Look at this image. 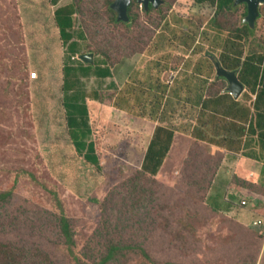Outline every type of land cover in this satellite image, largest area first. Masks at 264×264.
Masks as SVG:
<instances>
[{"label":"rangeland","instance_id":"1","mask_svg":"<svg viewBox=\"0 0 264 264\" xmlns=\"http://www.w3.org/2000/svg\"><path fill=\"white\" fill-rule=\"evenodd\" d=\"M179 1L168 0L160 7L167 11L165 17L157 12L148 16L135 7L138 18L133 23L115 25L106 0H83L79 18L86 40L76 38L78 54L72 55L71 43L59 36L63 49H55V38H49L48 49L35 51L39 56L30 58L31 68L26 67L23 76L38 73L37 92L52 110L41 111L43 103L37 102L34 111L23 110L19 117H8V108L0 111V194L11 192L0 200V218L8 237L29 222L24 230H36L35 242H61L52 227L55 222L59 226L58 217L64 214L76 229L73 250L80 259H99L96 245L107 239L147 245L153 257L130 249L115 264H264V237L248 225L255 217L264 222L259 211L264 196L240 182L228 188L236 171L241 177L246 173L243 163L226 153L228 171L220 170L213 185L223 193L226 210H212L202 194L212 177L210 166L221 163L224 152L209 153L193 140L205 129L203 121L211 118L208 107L213 101H223L228 122L251 123L261 91L254 76L250 83L249 74L241 79L246 90L235 97L227 91V80L218 77L213 58L224 68L239 63L240 74L253 52V62L264 67V5L263 17L247 37L239 32L246 24L245 3ZM156 28L162 30L155 36ZM82 52L95 55L90 71L80 70ZM6 58L0 49V80L18 73L9 62L12 74H6ZM108 62L115 72L103 78L98 69ZM67 63L78 71L69 73ZM6 83L0 81V95ZM68 98L79 106L76 112L69 111ZM260 106L264 98L258 110ZM73 115L80 126L69 125ZM171 132L175 134L164 169L155 176L140 170L154 168L147 156L158 134L159 154L167 153ZM200 155L206 161L203 172L202 160L196 159ZM259 176L264 177V170ZM69 252L55 250L52 261L69 264L75 258Z\"/></svg>","mask_w":264,"mask_h":264},{"label":"crops","instance_id":"2","mask_svg":"<svg viewBox=\"0 0 264 264\" xmlns=\"http://www.w3.org/2000/svg\"><path fill=\"white\" fill-rule=\"evenodd\" d=\"M74 1L75 0H0V49H3V52L7 53V58L3 61V68L6 69L7 75H11L12 73L9 71L11 70V65H9V62H13L12 65L15 70L18 71V73H15V76L13 73L10 78H3L0 80L7 81L6 87L1 90L3 94L0 95V103L7 104L3 107L1 106L0 111H4L5 108H8L10 110V113L7 115L8 117H19L20 112L23 110L34 111L37 102L43 103L41 111L47 112L52 110L51 104H45L46 97H41L42 94L37 92L36 87L39 86L38 78L30 80L28 79V74H26V76L20 75H25L24 71L26 67L31 68L32 62L30 58L35 57V51H37V49H40V51L37 52L41 54V49L45 50L49 48L47 44L49 38H55L57 42L55 49H63L64 44L62 43V46H59L57 36H59L60 39H64L65 43L70 42L71 44L72 40L69 41L67 39L70 38L73 33H79L78 36L74 35L76 38L83 37L84 32L79 15L74 14L70 16L68 13L59 11L63 7L72 5ZM179 2L181 3V0ZM219 4L220 2H218V5ZM70 19L74 22V27H77L74 28L77 29V31L69 27ZM76 38L74 39L76 40ZM19 59L23 62V72L19 71L21 68L18 66ZM67 65L68 63L66 66ZM220 95H224V93ZM50 97H52V94ZM234 101L236 102L238 100ZM213 105L215 107L214 110L212 109ZM213 105L208 107L209 112L212 114L211 118L207 119L205 123L203 121V125H205V129L203 128V138L201 139L199 137L200 133H198L193 140L194 142H203V145L210 150V153H212L211 149L224 152L222 162L217 165L211 191L208 193V200L210 202H218L223 206V202L221 201V195L223 193L220 189L213 190V185L217 182L215 179L220 170L228 171V164L223 163L226 153L230 154L233 158L237 157V163L239 161L243 163V169L246 173L242 176L243 178L249 180L252 178L255 181L263 178L259 176V174L264 170V122L260 123L258 121L257 114L264 116V110H258V103V106L256 105L252 113V121L248 124L246 121L228 122L229 116L224 110L223 101H213ZM125 114L127 115L129 113ZM229 115H233L235 118L238 117L235 113L229 112ZM195 130L196 127H194V131ZM137 135L139 139L141 136L140 132H138ZM134 140L136 139L134 138ZM241 148L242 152L237 153L235 151L241 150ZM135 150L137 151L136 147ZM243 151L248 154L247 157L243 155ZM142 159L143 157H141V163L143 164ZM165 163L164 160L159 172L164 169ZM256 168H258V170L254 173ZM258 171L260 172L258 173ZM236 174L239 173L236 171L234 175ZM234 175L228 181L227 186L229 189L232 187L231 182ZM256 194L258 196H264L263 193L256 192ZM262 204H264V202ZM258 207L259 205L257 208ZM259 209L264 210V207L260 206ZM255 218H253L252 221L256 220ZM249 222L250 221H248V223Z\"/></svg>","mask_w":264,"mask_h":264},{"label":"trees","instance_id":"3","mask_svg":"<svg viewBox=\"0 0 264 264\" xmlns=\"http://www.w3.org/2000/svg\"><path fill=\"white\" fill-rule=\"evenodd\" d=\"M165 4L161 5L162 7H165V5L168 4V0H164ZM178 1V0H177ZM235 0H226V5H230L231 3H233ZM115 0H106V3L108 5V9L111 12L112 16H109V20L111 24H115V25H130L131 23H133L138 17L136 15H134L135 12V7L137 8H141L143 9L144 13L146 15H152V13L157 12V15H162V17H165L166 14V10H162L163 8H156L154 5H150L149 8L147 9L145 5H142L139 0H133V2L131 3L130 7H129V15H130V20L129 21H124L121 20L119 18V14L118 12L113 8V4H114ZM83 5V0H75L73 2L72 5H69L67 7H63L62 9H60L59 11L61 12H65L68 13V15L72 16L74 14H78L80 15V17L82 18V9L80 6ZM160 6V7H161ZM220 8L224 9L223 6H221V4H219ZM99 11L97 10L96 13H98ZM247 12V11H246ZM95 12L93 14H96ZM260 16L258 18V20L263 16L262 12L260 10ZM246 14V13H245ZM156 23L159 24L158 21H156ZM82 25V24H81ZM69 27L71 28H75L74 27V22L72 21V19L69 20ZM83 27V26H82ZM84 29V27H83ZM156 34L155 36L159 33L160 30H162V28H156ZM255 28H251L248 24H245L244 28L242 30H240L239 32L243 33V35L245 36H250L253 35ZM74 35L78 36V33H73L71 35L70 38H68L67 40H72V44L70 45L71 49V54H78V49L77 46L79 45V42L76 41L74 38ZM86 40V36L85 33L83 34V37H80V40ZM37 51H40V49H37ZM82 54H86L85 52H82ZM254 53L251 52L249 55V60L245 61L243 63V65L246 66V68H242L241 73L239 74V79L240 81H242L241 79L246 77V74H249V78L247 79V82L250 83L251 80V75H253L254 77V83H256L260 88L261 91L257 92V96H256V105L258 106L259 101H261L264 98V67H262V65H260V63L258 65H256V63H254L253 61H255V59L257 57H252ZM39 55L36 54L35 57H38ZM260 60H258L259 62H262L261 58H258ZM109 63V62H108ZM231 63V62H230ZM81 66H80V70L82 71H90L91 68H94L92 64H86L83 61H81ZM110 64V63H109ZM262 64V63H261ZM223 65V64H222ZM18 66L21 67L19 69V71L23 72L24 70L22 69L23 66V62L20 60L18 63ZM226 68L228 69H232V70H237L240 66L239 63L237 64L236 67H233V64L231 63L228 66L225 65ZM114 68L113 65H109L107 67H104L103 70L98 69V73L99 76L105 78V77H112V69ZM66 69L68 70L69 73H71L72 71H78L76 70L77 68L72 66V63H69L66 66ZM102 69V68H101ZM244 70V71H243ZM17 71V70H14ZM18 72V71H17ZM15 73V72H14ZM30 71L28 72V79L31 80V76H30ZM20 76H23L20 75ZM249 80V81H248ZM69 82V79L67 80V83ZM68 100L70 101V108L69 111H74L76 112V109H78V105L76 103H73V100H71V98H68ZM264 107H260V111H263ZM20 114H23V111L20 112ZM257 119L260 123L264 122V116L258 115L257 114ZM69 121V125H75V126H80V121L78 120V117L76 115H73L72 117H69L68 119ZM83 123H86L87 125V121L84 120ZM87 132H90V130L88 129ZM87 132H85V135H87ZM199 137L202 139L203 138V134H204V130L199 132ZM173 132H171L170 135V142L169 144H167V153L163 156H161L159 154L158 148H162L161 146H158V144H161L160 139L161 137L158 134V137L151 143V146L148 150V158L150 160H152V163L154 165L153 169H149L145 166H143V164L141 162H139L143 168H139L140 170H143L145 173L151 174V175H157V173L159 172L161 166L164 163V158L166 157V155L169 153V151L171 150L172 147V142L171 139L174 137ZM78 142V140H77ZM79 143V142H78ZM194 143H199L201 145H203V142L200 141H195ZM204 146V145H203ZM164 147V145H163ZM205 147V146H204ZM90 148H95L94 144H91ZM208 150V149H207ZM94 153L96 154V151H94ZM210 153V152H209ZM97 155V154H96ZM98 156V155H97ZM203 155L196 156V159L202 160L201 157ZM195 159V160H196ZM170 161V160H169ZM132 163L134 162L133 160L131 161ZM202 168H200L199 170L203 172L204 167L206 165V161L202 160ZM216 168H213V166H210L209 170L211 172L212 177H210V180L208 182V185L204 191V193L202 194L204 196V200L205 203L208 204L212 210L214 211H225L226 209H224L222 207L221 204H219L218 202H210L208 200V193L211 191V187L213 184V180L214 177L216 175ZM239 182L241 183L242 187L248 188L250 190H252L253 192H258V193H264V177L258 181H255L254 179H246L241 177L239 174L234 175L233 177V181L231 182V184H235L237 186L239 185ZM11 195V192H2L0 194V200H6L9 196ZM98 202H100L99 198H95ZM257 208V207H256ZM261 212H264V210H259ZM59 226L57 224V222H55V226H53L52 228L54 229V233H57L58 236L55 237L56 241L59 240V238L61 239V242H55V243H44V242H35V238L37 236V232L36 230H32L29 229L28 231L24 230V226L28 225L30 226L29 222H26L24 224V226H17L15 228V232L10 235L11 237H8L9 232L5 229V225L2 223V217L0 218V264H55L54 261H52V257L53 254L55 253V250L57 249H67L69 250L70 254L72 256H74V260L70 259L68 261L69 264H73V262H75V264H113V261H118L120 255L124 256V253L126 251H130V249H139L143 255H145L147 258H153L151 253L149 252V248L146 245H142V244H135V243H131V242H121V243H116L114 240H105L102 241L100 243H98L96 245V249L99 251L100 256L99 259L95 258V261H91L90 259H80L78 257V255L75 253L74 246L76 245V229L73 227V223H72V219H70V217H68V215H64L61 214L59 217ZM259 220H261L260 223H254V222H250L248 223V225L256 232L262 234L261 237H264V222L262 221L261 218H259ZM14 221H17V219H15ZM13 221V222H14ZM48 231V229H47ZM254 232V233H256ZM44 233V229L42 230V234ZM257 234V233H256ZM259 235V234H258ZM7 236V237H5ZM259 252V249L257 250V252L255 253V255L257 256ZM255 256V257H256ZM115 264V263H114ZM251 264V263H249Z\"/></svg>","mask_w":264,"mask_h":264},{"label":"water","instance_id":"4","mask_svg":"<svg viewBox=\"0 0 264 264\" xmlns=\"http://www.w3.org/2000/svg\"><path fill=\"white\" fill-rule=\"evenodd\" d=\"M133 0H115L113 8L118 12L119 18L124 21L130 20L129 7ZM142 5L148 9L152 4L157 9L165 3L164 0H139ZM245 3L247 7V14L244 17L246 22L251 28H255L256 21L260 16V6L264 5V0H235V5ZM95 55L93 53L84 54L81 60L86 64H93ZM216 72L218 77H223L229 84L228 92L238 97L244 90L243 83L238 78V70L230 71L221 66L220 62L215 63Z\"/></svg>","mask_w":264,"mask_h":264},{"label":"built area","instance_id":"5","mask_svg":"<svg viewBox=\"0 0 264 264\" xmlns=\"http://www.w3.org/2000/svg\"><path fill=\"white\" fill-rule=\"evenodd\" d=\"M30 76H31L32 79H36V78L38 77V73H37L36 71H34V72H32V73L30 74ZM242 202H243V203H246V200L243 199ZM260 222H261V220H255V221H254V223H260Z\"/></svg>","mask_w":264,"mask_h":264},{"label":"clouds","instance_id":"6","mask_svg":"<svg viewBox=\"0 0 264 264\" xmlns=\"http://www.w3.org/2000/svg\"><path fill=\"white\" fill-rule=\"evenodd\" d=\"M234 2H235V1H234ZM164 4H165V3H164ZM164 4H163V5H164ZM218 6H219V5H218ZM262 6H263V5H262ZM260 10H261V6H260ZM246 11H247V8H246ZM246 14H247V12H246ZM246 14H245V15H246ZM260 14H261V13H260ZM258 18H259V17H258ZM257 20H258V19H257ZM245 23H246V22H245ZM246 24H247V23H246ZM255 26H256V25H255ZM86 54H88V53H86ZM82 55H84V54H82ZM82 55H81V56H82ZM213 59H215V58H213ZM80 61H82V60H81V57H80ZM216 62H217V61H216ZM221 66H222V65H221ZM222 67H223V66H222ZM225 69H226V68H225ZM229 70H230V71H237L236 69H235V70L229 69ZM30 74H31V73H30ZM37 78H38V77H37ZM238 78H239V72H238ZM31 79H32V78H31ZM239 80H240V79H239ZM228 85H229V84H228ZM228 87H229V86H228ZM228 93H229V94H232V93H230V92H228ZM165 165H167V164H165ZM161 167H162V166H161ZM160 169H161V168H160ZM159 171H160V170H159ZM256 220H259V218L256 219ZM251 221H252V220H251ZM254 221H255V220H253L252 222H254Z\"/></svg>","mask_w":264,"mask_h":264},{"label":"flooded vegetation","instance_id":"7","mask_svg":"<svg viewBox=\"0 0 264 264\" xmlns=\"http://www.w3.org/2000/svg\"><path fill=\"white\" fill-rule=\"evenodd\" d=\"M216 61H217V59L215 58V59L213 60V62H215V63H216Z\"/></svg>","mask_w":264,"mask_h":264}]
</instances>
